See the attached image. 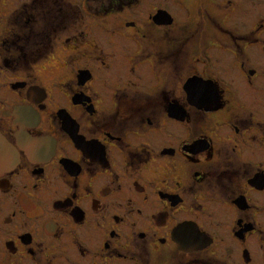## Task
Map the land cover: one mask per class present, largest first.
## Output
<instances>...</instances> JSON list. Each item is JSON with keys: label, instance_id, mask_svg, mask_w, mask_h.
I'll list each match as a JSON object with an SVG mask.
<instances>
[{"label": "flooded vegetation", "instance_id": "obj_1", "mask_svg": "<svg viewBox=\"0 0 264 264\" xmlns=\"http://www.w3.org/2000/svg\"><path fill=\"white\" fill-rule=\"evenodd\" d=\"M247 4L0 0L1 264H264Z\"/></svg>", "mask_w": 264, "mask_h": 264}, {"label": "rangeland", "instance_id": "obj_2", "mask_svg": "<svg viewBox=\"0 0 264 264\" xmlns=\"http://www.w3.org/2000/svg\"><path fill=\"white\" fill-rule=\"evenodd\" d=\"M170 8L176 9L175 3H172ZM173 4V5H172ZM245 15V16H244ZM243 18L240 20L235 19L233 27L244 29H256L264 28V0H248V4L245 10L242 12ZM244 22V23H243ZM45 211V210H44ZM1 240V239H0ZM45 252L47 253H62L67 250L65 244L62 241L49 240L45 242ZM156 257V256H154ZM30 257H26L24 264H34L30 261ZM1 264V256H0ZM42 264H91L88 262V258L85 256H42ZM125 264V263H123ZM165 264V262L163 263Z\"/></svg>", "mask_w": 264, "mask_h": 264}, {"label": "water", "instance_id": "obj_3", "mask_svg": "<svg viewBox=\"0 0 264 264\" xmlns=\"http://www.w3.org/2000/svg\"><path fill=\"white\" fill-rule=\"evenodd\" d=\"M189 84H190V83H189ZM189 84H188V85H189ZM175 116H176V115H175ZM1 141H2V139H1V137H0V142H1ZM5 146H6V147H5V150H8L7 147H9V146H8V144L6 143V141H5ZM0 149H1V146H0ZM0 153H1V151H0ZM181 249H183V248H181ZM185 251L190 252V251H193V250H192V249H190V250L185 249Z\"/></svg>", "mask_w": 264, "mask_h": 264}]
</instances>
